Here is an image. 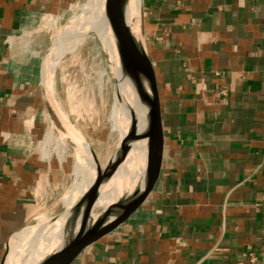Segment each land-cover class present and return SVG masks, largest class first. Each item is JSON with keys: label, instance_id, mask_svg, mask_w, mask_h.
<instances>
[{"label": "crops", "instance_id": "0c3cea01", "mask_svg": "<svg viewBox=\"0 0 264 264\" xmlns=\"http://www.w3.org/2000/svg\"><path fill=\"white\" fill-rule=\"evenodd\" d=\"M67 1L0 0V264L67 173L40 80L41 23ZM140 7L166 133L160 174L69 264H264V0Z\"/></svg>", "mask_w": 264, "mask_h": 264}, {"label": "rangeland", "instance_id": "374dc122", "mask_svg": "<svg viewBox=\"0 0 264 264\" xmlns=\"http://www.w3.org/2000/svg\"><path fill=\"white\" fill-rule=\"evenodd\" d=\"M94 1L95 0H68L62 12L59 13V15L54 14L51 17L49 24L45 25L42 23L41 29L45 34V42L42 46V51L48 49L61 32L65 31L66 33L76 18L85 16V9L92 7ZM88 29L89 31H87L81 39L69 45L59 57L57 61L58 65L56 64L53 69V93L52 96H50L52 108L55 113L57 111L60 115H65L73 128L85 139L98 165L96 171L97 175L98 172L103 174L106 171H111L110 168H112L113 173L116 172L117 167L119 168V166L123 165L122 163L126 160L129 161L127 167L131 171L136 172L142 164L143 157L142 150L136 152L133 143L145 138L148 143V135L145 133L136 134L137 128H135L128 140L123 138L124 135L120 127L124 124L122 112L124 110L123 108H126V105L124 106V99L117 90L116 81L119 84V80L117 76L116 78L113 76L108 65L109 63L101 51L95 35L90 28ZM125 32L126 36L131 35L129 29H126ZM67 35H70V33ZM44 55H47V50L44 52ZM115 104L119 107L114 106ZM114 107H117L119 114H121L118 117V122H120L121 125H118V122L116 123L117 125H115V121L112 117ZM66 145L68 146L66 151L67 173L61 185L62 187L58 192V197L53 200L52 204L55 206L47 213H36L26 227V231L36 230L61 214H64L66 211H69L70 218L63 226V228H65L69 225L71 220L73 221L76 215L75 213L79 211L80 206L78 204L89 191L82 194V190L84 186H86V183L83 178L74 171L76 151L74 148H70L71 144L69 142H66ZM138 162L141 164L139 165ZM131 183L133 186L131 187L130 193L137 185V178L135 180L126 181L123 188L131 186ZM96 200L88 210L83 225L89 215L96 216V224L100 223L103 225L109 220L113 212L119 208V205L122 204L121 199H119V201L115 200L116 202L112 205V209L109 210L108 208H104L102 204H97L98 202ZM79 228L80 225L75 228L70 224L67 231L65 229L64 234L67 236L74 233L76 234ZM20 236L21 235L16 237L12 243L19 240ZM12 243L8 253L13 247ZM24 248H27L26 244ZM3 264H5V259ZM16 264H21V260L17 261Z\"/></svg>", "mask_w": 264, "mask_h": 264}, {"label": "bare ground", "instance_id": "6f19581e", "mask_svg": "<svg viewBox=\"0 0 264 264\" xmlns=\"http://www.w3.org/2000/svg\"><path fill=\"white\" fill-rule=\"evenodd\" d=\"M99 1L100 0H95L92 7L85 9L84 14L85 16H88H83L75 19L73 24H71L72 26L69 27L70 29L66 31V33H70V35H67L65 31L62 30L63 32L58 35L57 39L54 40L53 44L51 45V49H49L48 55L44 57V62L42 65V74L45 80V89L47 90L49 96H52L53 93V69L56 64L58 65L57 61L59 57L69 47L71 43L73 44L74 41L76 42L77 40L81 39V37H83L84 34L89 31L88 28L92 30V28H99V26L101 25ZM118 8L121 13V19L123 20L121 25L117 26V29H114L113 27H109V29L106 28V30L109 31L110 39L115 49L121 51L134 64H136L137 66L139 65V71H141V69H145L154 77L153 67L148 58L146 46L144 44L142 35V13L140 7V0H121ZM126 29H129L131 31V35L126 36ZM107 31L103 30L100 32V34L103 35L105 38H108L109 35ZM116 76L119 80V84L116 81L117 90L120 96H122V98L124 99V106L126 105V108L124 107L123 109L125 111L123 110L122 112V120H124L125 125H121L120 122H118V117L121 115L117 110V107L119 106H117L116 104L114 105L117 106L114 107L112 115L115 121V125H117V122L118 125H121L120 128L122 134L124 135L123 138L126 140L129 139L131 134L134 132L133 129L135 128H137L136 134L145 133L149 136V119L145 104L142 103V100H140L139 96L132 90L131 85H129V83L126 81V77L121 74L118 68L116 69ZM58 114L59 113H57V115ZM58 118L62 129H64L65 131L63 137L64 139L62 137L60 139L62 146L66 145V142H68L67 140H69L71 141V143H73V146L76 149L75 168H73L76 174L80 175L86 183V186H84L82 190V194H85L91 187L96 185L98 181V175L96 173L98 165L95 161V157L91 148L89 147L85 139L69 123L67 117L65 115L62 116L59 114ZM48 129H50V127ZM65 137L67 138V140ZM147 145L148 143L146 138L137 140L133 143L134 150L136 152L138 150H142L141 152L143 157L142 164L140 163V165L138 162L140 167L136 172L131 171L127 167L129 165L128 160L124 161L123 163L121 162L123 165L119 166V168L117 167V171L114 173L112 171V168H110L111 171H103V182L100 186L98 199L96 200L98 202L97 204H102L104 208H108L110 210L112 209V205L117 200L119 201V199H121L123 203V201L130 194L131 187L133 186L134 181L132 182L133 184L131 183V186L123 188L126 181L135 180L136 178L138 180L142 176V181L144 182V167L146 160ZM60 150L61 149H59V151ZM115 211L110 216L109 220L114 217ZM69 218V211H66L64 214H61L57 218L53 219L52 221H49L47 224L41 226L40 228H37L36 230H23V232H21L20 234L21 236L19 237V240L12 243L13 247L5 258V264H16L17 261L20 260L21 264H42L46 256L50 254H55L59 249H61L65 244H67L71 238L75 236V233L71 234L70 236L64 234L65 228H63V226L66 224ZM96 219V216L89 215L87 220L84 222L81 231H85L88 228L90 229L91 227H93L96 224ZM25 244L27 245L26 249L24 248Z\"/></svg>", "mask_w": 264, "mask_h": 264}, {"label": "water", "instance_id": "95a60500", "mask_svg": "<svg viewBox=\"0 0 264 264\" xmlns=\"http://www.w3.org/2000/svg\"><path fill=\"white\" fill-rule=\"evenodd\" d=\"M120 1L121 0L99 1L101 25L99 28H92V33L95 35L100 49L109 63L108 65L113 76L116 78V69L118 68L121 74L126 77V81L131 85L132 90L139 96L142 103L146 106L149 119V136L144 167V182L142 187H140V184L137 181L136 187L123 203L119 205V208L115 211L114 217L111 220H108L103 225L97 223L90 229L81 231L88 210L99 196L103 177L102 174L98 172V181L96 185L91 187L84 199L80 201L78 204L80 206L78 213H75L76 215L73 218V221L71 220V222H69V225L71 224L73 227L80 225L79 231L55 254L46 256L42 264H69L84 249L112 234L143 205L153 190L160 174L164 150L166 147V133L161 100L156 82L152 74L145 69L139 71V65L137 66L121 51L115 49L110 39L109 31L106 30V28L109 29V27L117 29V26L122 23L121 13L118 8ZM103 30L108 32V38H105L100 34ZM45 56L46 55L43 56L40 66V80L44 98L46 99L45 85L43 82L44 77L42 74V65ZM46 102V107L56 129L64 137L65 131L62 129L52 105L47 99ZM67 141L76 151L73 143L69 140ZM69 225L65 227L66 231Z\"/></svg>", "mask_w": 264, "mask_h": 264}, {"label": "built area", "instance_id": "2783aa9c", "mask_svg": "<svg viewBox=\"0 0 264 264\" xmlns=\"http://www.w3.org/2000/svg\"><path fill=\"white\" fill-rule=\"evenodd\" d=\"M50 16H53V15H50ZM50 20H51V17H48L46 20H44V21H42V23L43 24H45V25H47V24H49V22H50ZM41 23V24H42ZM41 27H42V25H41ZM54 42V41H53ZM51 47V46H50ZM48 48V49H46L47 50V55H48V52H49V49H51V48ZM30 48V47H29ZM35 50V49H34ZM45 50V51H46ZM44 51V52H45ZM44 52L43 53H40L41 55H42V59H43V56H44ZM31 53H32V51H31ZM34 53V52H33ZM39 52H37V54H38ZM220 93L222 94V95H224L225 94V92L224 91H220ZM249 257H250V260L251 261H253L254 260V256H253V254L252 253H249Z\"/></svg>", "mask_w": 264, "mask_h": 264}]
</instances>
